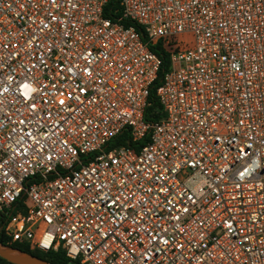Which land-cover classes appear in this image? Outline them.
<instances>
[{
	"label": "built area",
	"instance_id": "2783aa9c",
	"mask_svg": "<svg viewBox=\"0 0 264 264\" xmlns=\"http://www.w3.org/2000/svg\"><path fill=\"white\" fill-rule=\"evenodd\" d=\"M0 237L75 264H264V0H0Z\"/></svg>",
	"mask_w": 264,
	"mask_h": 264
},
{
	"label": "trees",
	"instance_id": "16d2710c",
	"mask_svg": "<svg viewBox=\"0 0 264 264\" xmlns=\"http://www.w3.org/2000/svg\"><path fill=\"white\" fill-rule=\"evenodd\" d=\"M151 50L161 59L162 61V67L158 73L157 79L155 80L149 94L148 98V106L145 110L144 119L147 122H156L159 119H161L164 116V113L162 111V108L159 104V101L156 96V88L160 85L161 79L163 77V74L165 71L168 70L169 62H168V54L165 52V50L161 47V45L158 43L155 46L151 47ZM128 139L127 132H123L121 136L117 138V142L119 144H124L125 141ZM0 243L3 245H8L7 242L0 237ZM13 248L22 250L26 253L33 254L43 260H46L52 264H75L68 260L63 252H57V253H42L37 250H31L28 246L18 245V244H12L9 245ZM0 264H9L6 261L0 259Z\"/></svg>",
	"mask_w": 264,
	"mask_h": 264
},
{
	"label": "water",
	"instance_id": "95a60500",
	"mask_svg": "<svg viewBox=\"0 0 264 264\" xmlns=\"http://www.w3.org/2000/svg\"><path fill=\"white\" fill-rule=\"evenodd\" d=\"M0 259L9 264H52L33 254L0 243Z\"/></svg>",
	"mask_w": 264,
	"mask_h": 264
},
{
	"label": "rangeland",
	"instance_id": "374dc122",
	"mask_svg": "<svg viewBox=\"0 0 264 264\" xmlns=\"http://www.w3.org/2000/svg\"><path fill=\"white\" fill-rule=\"evenodd\" d=\"M173 43H177V44H182V45H188V47L192 46V37L189 34H182V35H178L175 36L174 38H172ZM111 146L115 148H119L122 146V144H119L116 141L111 142Z\"/></svg>",
	"mask_w": 264,
	"mask_h": 264
}]
</instances>
